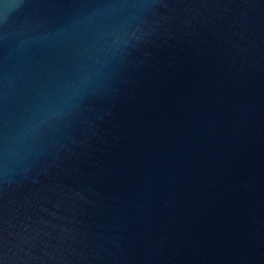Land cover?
<instances>
[{
	"label": "water",
	"instance_id": "obj_1",
	"mask_svg": "<svg viewBox=\"0 0 264 264\" xmlns=\"http://www.w3.org/2000/svg\"><path fill=\"white\" fill-rule=\"evenodd\" d=\"M0 264H264V0H0Z\"/></svg>",
	"mask_w": 264,
	"mask_h": 264
}]
</instances>
